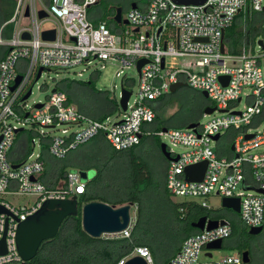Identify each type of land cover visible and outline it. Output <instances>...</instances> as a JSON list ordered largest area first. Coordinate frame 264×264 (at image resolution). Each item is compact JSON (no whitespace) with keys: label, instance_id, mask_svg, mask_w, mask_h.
<instances>
[{"label":"built area","instance_id":"2783aa9c","mask_svg":"<svg viewBox=\"0 0 264 264\" xmlns=\"http://www.w3.org/2000/svg\"><path fill=\"white\" fill-rule=\"evenodd\" d=\"M133 2L137 6H131L122 17L128 22H116V30L107 21L96 23L92 17L91 9L99 0H16L12 16L1 24L0 205L6 211L0 213V264L23 262L17 246L18 228L46 200L67 199L86 192L80 170L69 171L66 180L55 188L42 181L44 145L51 155L64 158L103 133L115 149L132 148L141 143L144 135L153 134L147 128L156 118L157 101L171 93L172 85L178 82L207 92L215 103L211 107L216 110L212 115L205 114L211 116L205 122H191L195 123L193 127H166V131H159L158 135L167 137L172 146L183 148L176 153L166 144L172 157L166 174L168 191L175 196L201 198L203 201L196 204L208 209L211 206L207 198L211 194L240 197L238 214L242 224L248 229L264 224V152L253 153L264 146V69L260 54L253 50L254 44L261 46L258 41L264 42V36L258 41L244 40L239 53L232 52L226 43V31L237 16L242 13L246 17L249 10L264 12V0H206L201 5L176 0ZM41 10L46 12L45 17H40ZM260 28L264 31V22ZM45 30H54V39H45ZM169 56L181 57L183 62L169 66ZM142 59L146 62L138 71ZM108 60L121 63L123 69L116 74L122 79V89L131 90L129 85L134 83L125 69L138 74V92L131 90L127 110L119 106L122 119L91 118L58 87L44 102L29 103L40 68L41 77L45 69H87L98 63L104 68ZM94 74L98 76L100 71L96 69ZM18 76L21 80L14 87ZM248 88L251 91L245 93ZM29 90L31 94L24 98ZM244 96L249 104L242 110L236 109L234 105L240 104ZM28 126L34 127L31 130L38 140H18ZM54 130L60 133L53 134ZM223 133L230 134V141L226 137L221 140ZM249 134L252 137H247ZM222 142L228 144V153L220 154ZM202 161H207L202 180H188L186 168ZM16 164L20 165L14 167ZM5 195H29L36 199L32 204L19 206L7 201ZM222 218L227 223L188 235L170 264H199L208 243L229 238L232 221L227 217L212 219ZM135 223L132 217L125 230L105 236L130 237ZM3 238L5 253H1ZM135 255L155 264L150 248L144 245L136 246L131 255L117 264H125ZM243 263L241 254H228L217 264Z\"/></svg>","mask_w":264,"mask_h":264},{"label":"trees","instance_id":"16d2710c","mask_svg":"<svg viewBox=\"0 0 264 264\" xmlns=\"http://www.w3.org/2000/svg\"><path fill=\"white\" fill-rule=\"evenodd\" d=\"M15 5L16 0H0V26L12 16ZM102 5H105L106 9L104 8L102 13L99 12L95 22L107 21L109 27L116 30L117 23L114 15L120 4H117L115 0H99L96 6ZM96 10L99 9L96 8ZM263 22L264 12L249 10L246 17L242 13L238 15L233 26L226 31V43L230 50L239 53L244 40H253ZM7 35L9 36L10 33L8 32ZM60 90L67 93L69 101L76 103L80 111L94 119L104 120L118 108V102L111 99L107 92L97 90L93 80H65ZM167 97L165 95L157 101L155 107L157 115L150 127L154 123L158 125L164 122L163 114H160L165 106L171 105L169 101H166ZM202 98L204 111L211 104L204 95ZM161 103L165 105L162 106ZM191 122H197V120L192 118L188 121L185 119L174 121L175 124L185 127ZM230 130L233 132V129ZM151 136L144 135L141 143L132 148L117 150L109 143L105 134L100 133L69 152L64 158L51 155L47 145H44L42 159L45 162V171L41 179L48 187L55 188L61 185L66 180L71 167H77L75 170H94L95 175L87 181L86 192L78 194V214L67 217L58 234L52 239L43 241L38 254L28 264H117L123 257L131 255L134 248L140 245L150 248L155 262L165 257L164 262L167 263L181 249L185 238L199 231L192 226V222L202 216L226 217L224 213L214 215L210 209L199 206L193 201L177 203L170 200L171 194L166 186L169 160L163 155L161 147L158 149L166 167V172L163 168L165 172L163 177L157 174L143 154L137 151L138 147L147 143L148 140L146 141L145 137ZM219 152L220 154L228 153V144L221 146ZM153 193L160 195L162 207L165 206L161 212L162 217L146 214L145 201ZM89 201H103L112 205L132 202L136 205V223L131 236L124 238L90 236L82 225V205ZM233 212L239 219L240 215ZM157 218L160 220L155 222ZM154 223L158 224L156 228L153 227ZM231 223L233 227L231 236H233L238 226L234 222ZM238 248L242 251L247 249V246L240 244Z\"/></svg>","mask_w":264,"mask_h":264},{"label":"rangeland","instance_id":"374dc122","mask_svg":"<svg viewBox=\"0 0 264 264\" xmlns=\"http://www.w3.org/2000/svg\"><path fill=\"white\" fill-rule=\"evenodd\" d=\"M133 1H137L140 3H145L148 0H115L117 4H120V7H123V16L128 12V10L131 8V3ZM105 5L102 6H96L94 9H99V12H104ZM105 8V9H104ZM99 15V14H98ZM171 33V31H170ZM264 36V31L260 30L255 35L253 40L258 41L261 37ZM253 50L256 54H260L259 61L261 66L264 69V50L261 46H259L257 43L253 45ZM183 62V58L181 57H175V56H169L167 57V63L169 66H177ZM105 67H101V63H98L94 66H78L76 68H72L69 70H58V69H45L43 72V75L35 82L33 86V94L29 100L30 104H33L34 102H44L47 100L48 96L52 93V90L55 87H58L59 89H62L63 81L65 80H82V81H89L93 80L95 87L97 90L107 92L109 94V97L112 99L113 97L116 98L115 100L118 102V108H116L109 116L112 120H120L122 119V112L121 108L119 107V101H120V95L122 91V79L117 76V71L123 69L121 66V63L119 61H111L108 60L104 63ZM98 69L100 71V74L95 76L94 70ZM79 72H82V75H79ZM125 72L128 73L134 80V83L132 85H129V88L134 92H138V74L134 70H126ZM251 90L245 89V93H249ZM167 100L171 104L170 106H165L164 110L161 112L160 115L164 118V122L157 125V123H154L152 127L147 128V131L152 132L151 137H145V140L147 143L142 144L140 147L137 148V151L147 159V161L152 166L153 170L163 177L164 173L166 172L165 162H163L162 156L160 154V150L158 149L162 143L168 144L170 147L173 148V150L176 153H180L183 148L182 147H174L170 144L167 137L164 135H158L159 131H161L164 126L170 127V128H179V127H185L182 125L175 124L174 121H183L184 119L186 121L190 119L197 120L198 122H205L207 121L211 116L205 115L206 113L203 111L204 108V99L202 98L203 93L196 91L195 89H192L189 86L180 87L177 91L171 92L167 95ZM206 98V97H205ZM209 103L211 105H215V103L209 99ZM165 101V102H166ZM249 102L246 100L245 96L240 104L234 105L236 109L242 110L246 105H248ZM162 105V103H161ZM159 105V106H161ZM165 103H163L162 106H164ZM203 112V113H202ZM216 113V112H215ZM217 114V113H216ZM212 115V114H211ZM169 120V121H168ZM181 124V123H180ZM31 126H28L27 129L23 132H21L18 135V140L23 138H35L38 140V136L35 135V133L31 130ZM38 130L41 128L37 127ZM60 132L57 130L53 131V134H59ZM227 133H223V136L221 138L229 139V135ZM220 140V141H221ZM230 141V139H229ZM223 146L226 144L225 142H222ZM16 148L14 146L13 150ZM39 148H35V152H38ZM264 152V146L258 147L253 150V153H263ZM77 167H71L70 170H75ZM165 168V172L164 169ZM80 178L81 181L86 182L92 179L95 175L94 170H80ZM5 199L13 204L16 205H29L32 204L33 201L36 199V196H29V195H5ZM170 200L173 202H184V201H193L196 203H201L203 200L201 198H192V197H183V196H175L170 195ZM161 199L160 195L153 193L152 195H149L146 198L145 201V208H146V214L150 216H156L160 217L162 214V210L165 209V206L162 207V203L159 200ZM166 199V198H165ZM207 201L209 202L212 211V214L219 215L221 213H224L225 216L232 222H236L238 225V230L235 232L233 236L230 237V241L237 242L238 244H244L247 246V250L250 251V263L249 264H264V229L260 234H250L249 229L245 228L238 220V216L234 214V212L230 209H224L222 207V197L211 194ZM132 217L136 220L137 215V207L136 205H133L132 211H131ZM162 217V216H161ZM160 219H156L155 222H158ZM156 225L158 224L154 223V228H156ZM264 226V224H263ZM105 236V235H104ZM208 253H212V256H209ZM230 253H237L241 254V251L236 249V247H229L227 245V241L224 243V247L218 250H212L209 251L207 249H203L200 255V261L199 264H217L218 261L225 257L226 255ZM165 259V257H164ZM163 257L158 259L155 264H167L164 262Z\"/></svg>","mask_w":264,"mask_h":264},{"label":"water","instance_id":"95a60500","mask_svg":"<svg viewBox=\"0 0 264 264\" xmlns=\"http://www.w3.org/2000/svg\"><path fill=\"white\" fill-rule=\"evenodd\" d=\"M179 3L201 5L206 2V0H176ZM135 8L137 5L135 2L131 5ZM47 14L45 11H40V17H45ZM123 9L122 7L116 8V13L114 15V20L117 23H127V20H123ZM54 30H45L43 32V37L45 39H54ZM25 37L29 38L28 34ZM261 47L264 49V42L262 39L258 41ZM222 50L224 51V43L222 44ZM146 62L142 59L138 63V71H140L142 65ZM43 68H40L37 79H39ZM21 80V76L16 79V84ZM222 81H225V77H221ZM184 82H178L172 85L171 92L177 91L180 87L186 86ZM55 91V89H53ZM31 90L25 95L24 98L29 97ZM132 95V91L126 88L122 89V97L120 99V106L125 111L128 108V101ZM203 95L208 98V93L203 92ZM39 104L38 106H40ZM216 110V107L208 106L204 109L206 114H212ZM225 111V110H221ZM195 123H190L187 127H193ZM21 130V129H19ZM167 128H164L166 131ZM219 134L214 138L217 140ZM247 137H252V134L247 135ZM161 151L163 155L168 159H172L170 156L166 144H161ZM234 146H232V149ZM178 157L175 158L177 160ZM20 164L14 165L18 167ZM207 169V161H202L197 164L189 165L186 170V177L191 181H200L204 177L205 171ZM245 189H249L248 186H244ZM133 203H127L124 205H112L103 201H89L82 205V225L83 229L92 237H102L105 234L117 233L125 230L132 219V207ZM222 207L227 209H232L236 213L240 212V197H223ZM6 209L0 205V213L5 212ZM79 212V199L78 194L73 195L71 198L67 199H48L43 203L41 209L36 213L29 216L26 220L20 223L17 233V246L19 253L23 259L20 264H28L38 254L41 244L43 241L54 238L63 223V221L69 216H76ZM227 220L222 219H212L208 216H202L198 220L192 222V226L204 230L216 228L219 224H225ZM264 229V226L253 227L249 229L250 234H260ZM224 239H218L214 242H210L206 245V249L209 251L218 250L224 247ZM6 252L5 238L1 243V253ZM212 256V253H208ZM244 263H249L251 260L249 250L241 251ZM125 264H148L147 261L140 255H135L129 258ZM170 264V263H169Z\"/></svg>","mask_w":264,"mask_h":264},{"label":"crops","instance_id":"0c3cea01","mask_svg":"<svg viewBox=\"0 0 264 264\" xmlns=\"http://www.w3.org/2000/svg\"><path fill=\"white\" fill-rule=\"evenodd\" d=\"M98 14H99V10H96V9H94V8L91 9V15H92V17L94 18V20H96ZM237 221H239V222L242 224V222L240 221V219H238ZM234 223L237 225L236 222H234ZM242 225H243V224H242ZM237 226H238V225H237ZM243 226H244V225H243ZM244 227H245V226H244ZM245 228H246V227H245ZM230 237H231V236H230ZM230 237L225 239V241H227V245H228L229 247H231V246L236 247V249L239 250L238 246H239L240 244H238L237 242H232V241H230V240H229ZM225 241H224V243H225ZM230 254H237V253H230ZM169 263H170V262H167V264H169Z\"/></svg>","mask_w":264,"mask_h":264},{"label":"flooded vegetation","instance_id":"af4514ba","mask_svg":"<svg viewBox=\"0 0 264 264\" xmlns=\"http://www.w3.org/2000/svg\"><path fill=\"white\" fill-rule=\"evenodd\" d=\"M244 250H247V249H243L242 251H244Z\"/></svg>","mask_w":264,"mask_h":264}]
</instances>
